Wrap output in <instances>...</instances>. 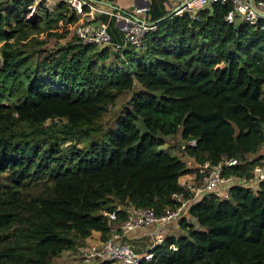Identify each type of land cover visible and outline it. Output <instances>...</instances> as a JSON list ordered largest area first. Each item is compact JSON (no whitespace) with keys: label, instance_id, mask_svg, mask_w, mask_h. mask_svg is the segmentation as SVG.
I'll list each match as a JSON object with an SVG mask.
<instances>
[{"label":"trees","instance_id":"16d2710c","mask_svg":"<svg viewBox=\"0 0 264 264\" xmlns=\"http://www.w3.org/2000/svg\"><path fill=\"white\" fill-rule=\"evenodd\" d=\"M7 5L0 10V264H55L94 232L105 241L130 208L162 215L184 191L190 158L238 159L226 175L248 180L264 166V21L230 23L232 5L215 3L165 21L152 16L157 29L123 57L73 34L56 56L40 59L41 36L66 39L61 25L76 18L62 2L32 18L38 0ZM128 92L116 128L106 130V115ZM168 138H178L179 150L190 140L198 146L179 155L163 149ZM114 212L110 224L106 214ZM179 224L181 235H168L143 264H264V181L235 186L228 199L205 197Z\"/></svg>","mask_w":264,"mask_h":264},{"label":"built area","instance_id":"2783aa9c","mask_svg":"<svg viewBox=\"0 0 264 264\" xmlns=\"http://www.w3.org/2000/svg\"><path fill=\"white\" fill-rule=\"evenodd\" d=\"M177 4L176 14L182 15L185 12L194 14L205 7L215 3L232 5V10L227 16L230 23L238 19L247 24L256 25L264 21V0H172ZM67 6V16L76 18L75 22L62 24L61 28L72 31L79 41L88 46H96L101 49L111 48L121 54L130 48H141L146 35L157 29L158 22H151L148 13L150 7L147 0H134L135 14L109 7L96 0H59ZM36 7L31 8L30 18L36 14ZM105 16L107 20H104ZM112 27L118 29L120 39H115ZM198 146L197 140H190L181 143V153ZM193 179L183 183L184 191L173 194L172 199L176 207L166 208L162 215L158 216L150 208H130L126 211L127 220L120 227L111 228L110 236L98 244L89 245L82 242L77 246V251L88 260H94L101 264H143L145 261H152L155 254L150 252L138 253L129 243L123 241V235H129L139 230L149 228L155 224L168 226L179 222L187 211L199 204L209 195L218 196L221 199H228L230 191L235 186H246L254 188L257 181H264V166L259 165L254 169V178L248 180L235 176H227L226 170L239 165V160L223 156L222 159L213 165L210 162L204 164L195 163L190 158ZM109 223L117 221L116 213L106 214ZM162 239L157 242L162 244ZM157 246V245H156ZM155 246V247H156ZM154 248V247H153ZM172 250H176L174 246Z\"/></svg>","mask_w":264,"mask_h":264},{"label":"rangeland","instance_id":"374dc122","mask_svg":"<svg viewBox=\"0 0 264 264\" xmlns=\"http://www.w3.org/2000/svg\"><path fill=\"white\" fill-rule=\"evenodd\" d=\"M8 2H10V0H0V10H6L9 8ZM39 2V9H38V14H40L41 12H51L52 10L56 9L57 4L59 3V0H38ZM119 5H121V7L123 8V10L125 12L131 13V14H135V2L134 0H120ZM41 9V10H40ZM62 30H67L64 28H61L59 32H62ZM74 33L72 31L69 30V35L67 36L66 39H58L56 37H48L46 35H42L41 36V40L45 41V44L40 46L39 50L42 52L40 59H44L47 58L48 56H56L58 50L60 48H62V46H64L68 40H70L74 35ZM139 91V87L136 88L135 92ZM134 92H128L125 93L121 96L120 102H119V106L116 108L111 109L108 114L105 117V128L106 130H112L114 128H116V124H117V120L118 118L122 115V113L124 112L125 107L128 106L129 101L131 100L132 96H133ZM166 145H164L163 149L167 150L169 148L175 147L174 148V152L180 155V150L178 149V143L179 140L178 138H168L165 140ZM80 148V146H79ZM180 221L177 223H174L173 225H171V229L169 228L170 231H172V235L175 236H180L182 233V229L180 228ZM154 226H159L160 232H162L161 230L166 229L167 226H160L158 224H155ZM116 227H120L119 225H116ZM148 228L139 230L135 233L129 234V235H123L122 239L124 242L129 243L130 245V241H128L129 238L127 237H133L134 235H139L141 231L146 230ZM157 230L159 231V228H157ZM163 233V232H162ZM164 234V233H163ZM168 235H166L164 237V239L167 237ZM162 239V240H164ZM102 242V240H101ZM100 243V242H99ZM90 244L87 245V247ZM131 246V245H130ZM132 248H134L133 246H131ZM149 247V245H146V248H144L145 250H147ZM55 264H100L97 261L94 260H88L85 257H83L80 253H78L77 249L75 250V252H67L64 253L63 255H61L60 257L55 259Z\"/></svg>","mask_w":264,"mask_h":264},{"label":"crops","instance_id":"0c3cea01","mask_svg":"<svg viewBox=\"0 0 264 264\" xmlns=\"http://www.w3.org/2000/svg\"><path fill=\"white\" fill-rule=\"evenodd\" d=\"M119 2L120 1L115 2L114 7L118 10H123L121 5H119ZM148 2H149V7H150V14L148 15L149 20H150V18H152V16L153 17L163 16V18H164L178 8L177 4L172 0H148ZM151 12H152V14H151ZM102 18L103 19L105 18L104 20H107V18L105 16H102ZM111 31L112 32L114 31L119 35L118 29L112 27ZM119 37H120V35H119ZM189 169H191V168H189ZM192 179H193L192 173L186 174V175L181 177L180 185H182L183 183L190 181ZM171 225H173V224H171ZM171 225H168L166 229L161 230L164 234L162 232H160L161 228L159 226L153 225V226L149 227L148 229L141 231L138 236L134 235L133 237H127V238H129L128 241H130V245L134 247L133 249L136 252H138V253L150 252V250L153 249V247L158 245L157 242H159L161 239H164V237L166 235H172L171 234L172 231L169 230V228L170 229L172 228ZM157 228H159V231L157 230ZM101 240H102L101 233L94 232L92 234V236L86 240V243L93 245V244H98L99 242H101ZM162 241H164V240H162ZM146 245L147 246L149 245L147 250L144 249V248H146Z\"/></svg>","mask_w":264,"mask_h":264},{"label":"water","instance_id":"95a60500","mask_svg":"<svg viewBox=\"0 0 264 264\" xmlns=\"http://www.w3.org/2000/svg\"><path fill=\"white\" fill-rule=\"evenodd\" d=\"M105 5H107V6H109V7H114L112 4H109V3H105ZM147 5L149 6V2H148V0H147ZM114 8H115V7H114ZM175 14H176V10L173 11V12H172L171 14H169L168 16L164 17V18L162 19V21H165V20H168V19L172 18L173 16H175ZM192 222L197 226V221H196L195 219H193Z\"/></svg>","mask_w":264,"mask_h":264}]
</instances>
